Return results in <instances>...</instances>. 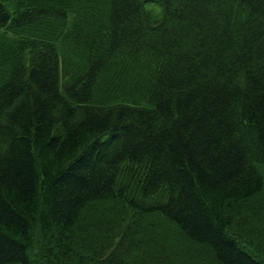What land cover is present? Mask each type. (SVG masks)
I'll use <instances>...</instances> for the list:
<instances>
[{"label":"trees","instance_id":"obj_1","mask_svg":"<svg viewBox=\"0 0 264 264\" xmlns=\"http://www.w3.org/2000/svg\"><path fill=\"white\" fill-rule=\"evenodd\" d=\"M0 264H264V0H0Z\"/></svg>","mask_w":264,"mask_h":264},{"label":"rangeland","instance_id":"obj_2","mask_svg":"<svg viewBox=\"0 0 264 264\" xmlns=\"http://www.w3.org/2000/svg\"><path fill=\"white\" fill-rule=\"evenodd\" d=\"M156 219V221H157V225H158V223H159V221H160V225H174V224H172L170 221H168L167 219H165V218H160L159 219V217L157 218H155ZM162 219V220H161Z\"/></svg>","mask_w":264,"mask_h":264}]
</instances>
